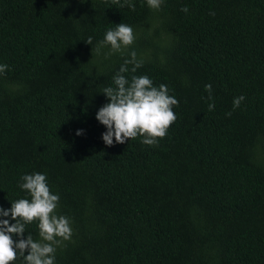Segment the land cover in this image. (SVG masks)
<instances>
[{"label":"trees","instance_id":"trees-1","mask_svg":"<svg viewBox=\"0 0 264 264\" xmlns=\"http://www.w3.org/2000/svg\"><path fill=\"white\" fill-rule=\"evenodd\" d=\"M130 2L0 0V205L46 173L72 228L55 264H264V0ZM118 23L133 43L97 52ZM133 50L124 75L165 84L176 119L109 146L95 113Z\"/></svg>","mask_w":264,"mask_h":264},{"label":"clouds","instance_id":"clouds-1","mask_svg":"<svg viewBox=\"0 0 264 264\" xmlns=\"http://www.w3.org/2000/svg\"><path fill=\"white\" fill-rule=\"evenodd\" d=\"M146 2L149 8L158 9L162 0ZM125 3L129 7L134 6L130 0H125ZM134 39L132 26L118 23L105 31L103 39L98 42L97 52L104 45L109 46L112 52H120ZM87 42L91 44L92 37H88ZM129 57L112 78L115 87L108 86L101 91L107 102L98 108L95 118L105 127L101 138L106 145L125 143L138 135L142 137V143L154 145L175 121L173 106L178 101L169 94L165 84L157 87L147 75L126 77L124 73H135L142 64L135 50L129 53ZM7 67L0 63V72ZM205 88L210 90L211 85H205ZM243 99V95L234 97L233 107H239ZM208 107L211 109L214 105L209 104ZM83 131L76 129V135ZM18 186L26 190L25 195L10 200L9 207L0 205V264H14L18 257L22 258L23 264H55L57 245L70 239L72 233L69 218L58 215L56 211L59 194L50 191L44 172L24 173ZM33 221L37 222L39 239H34L30 233L25 236L26 225Z\"/></svg>","mask_w":264,"mask_h":264}]
</instances>
